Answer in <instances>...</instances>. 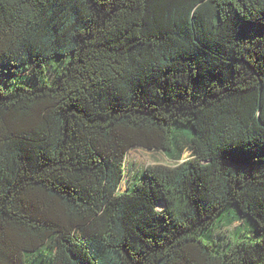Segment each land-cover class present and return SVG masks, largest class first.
Returning <instances> with one entry per match:
<instances>
[{
  "label": "trees",
  "instance_id": "16d2710c",
  "mask_svg": "<svg viewBox=\"0 0 264 264\" xmlns=\"http://www.w3.org/2000/svg\"><path fill=\"white\" fill-rule=\"evenodd\" d=\"M26 67L0 264H264V0H0V68ZM133 147L181 162L121 191ZM243 218L255 240L217 232Z\"/></svg>",
  "mask_w": 264,
  "mask_h": 264
},
{
  "label": "rangeland",
  "instance_id": "374dc122",
  "mask_svg": "<svg viewBox=\"0 0 264 264\" xmlns=\"http://www.w3.org/2000/svg\"><path fill=\"white\" fill-rule=\"evenodd\" d=\"M44 65L47 67L48 62L45 61ZM15 75H10L8 71L4 70L3 68H0V84H4L8 80L12 79L13 82H21L19 77H31V71L29 67L22 68V69H14ZM48 76H51L49 72H47ZM26 84L31 83V81L25 80ZM189 158V152H185L183 154L182 160H186ZM176 161L169 160L161 151L158 150H147L141 147H133L131 148L127 155H126V161H125V172L126 175L124 177V181L120 186V190H125L128 186H131L130 183L137 178L142 170L148 166L153 164H164V165H175L177 163ZM245 218L241 219V221H234L229 226L221 227L217 230L222 235V238L224 240H231L234 236L235 239H241V240H249L253 241L255 240L258 235H256V231L253 228H250L251 221ZM243 221V223H242ZM246 225H249L248 227ZM253 227H255L253 225ZM256 228V227H255ZM237 231H239L237 233Z\"/></svg>",
  "mask_w": 264,
  "mask_h": 264
}]
</instances>
